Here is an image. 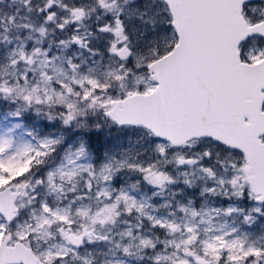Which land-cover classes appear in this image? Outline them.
<instances>
[{
    "label": "snow or ice",
    "instance_id": "6c2138e0",
    "mask_svg": "<svg viewBox=\"0 0 264 264\" xmlns=\"http://www.w3.org/2000/svg\"><path fill=\"white\" fill-rule=\"evenodd\" d=\"M0 264H264V0H0Z\"/></svg>",
    "mask_w": 264,
    "mask_h": 264
},
{
    "label": "rangeland",
    "instance_id": "374dc122",
    "mask_svg": "<svg viewBox=\"0 0 264 264\" xmlns=\"http://www.w3.org/2000/svg\"><path fill=\"white\" fill-rule=\"evenodd\" d=\"M29 123L35 128L37 132H40L42 134L50 131V128L47 127L42 121L32 120L31 118H29ZM113 136H115V134H113ZM93 140L94 143L96 144V147L101 151H103L105 147V138L101 136L97 141V138L94 137Z\"/></svg>",
    "mask_w": 264,
    "mask_h": 264
}]
</instances>
